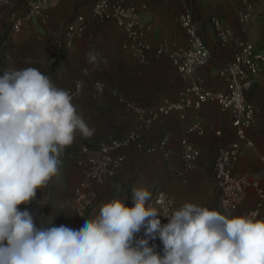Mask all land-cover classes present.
Listing matches in <instances>:
<instances>
[{
    "label": "crops",
    "instance_id": "0c3cea01",
    "mask_svg": "<svg viewBox=\"0 0 264 264\" xmlns=\"http://www.w3.org/2000/svg\"><path fill=\"white\" fill-rule=\"evenodd\" d=\"M95 1L48 0L45 17L25 21L19 33L12 31L11 16L13 13L19 16L26 13L25 1L15 0L13 6L0 8V74L9 67H35L58 88L71 92L75 90L76 83L81 85V92L73 98L72 103L95 131L87 138L77 133L76 139L65 148L63 154L76 150L82 144L96 148L99 142L110 135L124 137L136 120L126 109L125 103L133 102L141 108L156 110L166 101L177 100L185 86L184 80L167 58L152 56L147 63L140 64L127 54L122 47L124 30L112 21L88 19L81 39H67V27L79 16L89 18ZM127 1L140 9L141 22L152 26L148 39L154 45L165 41L185 46L186 38L177 18L187 8L192 11L211 51L209 64L200 68L196 75L208 89L226 90L219 70L233 60L240 50V42L251 40L264 53V0ZM245 2L254 7L247 33L242 32L238 20V13L244 9ZM213 18H219L232 32V38L226 46L219 43L212 24ZM89 53L95 55V60L90 59ZM96 81H103L106 90L101 97L95 98L93 86ZM245 98L256 110V123L247 132L254 147H241L234 173L259 180L264 189V178L260 175L264 168L260 161V157H264V68ZM184 115L185 119L182 120L181 114L174 112L144 129L142 143L148 147L158 145L167 138L170 156L165 158L160 153L148 154L134 146L127 149V158L119 174L94 189L92 206L85 217L71 209L74 189L81 179L80 171L72 161L62 156L59 175L38 189L35 200L30 204L20 205L21 210L27 208L38 226L44 220L54 218L52 223L56 226L79 229L84 219H94L98 215L104 203L113 199L125 203L132 198L133 189L145 188L151 196L157 192L169 194L174 198L177 208L190 202L228 217L243 215L244 211L255 205L257 198L253 191H248L245 201L236 211H225L220 206L221 192L214 180L213 167L219 151L236 140L230 115L223 112L218 104H206L199 111L187 110ZM196 121L206 127L204 136L186 132L187 126ZM185 137L199 149L200 157L196 169L180 178L177 175L182 164L180 141ZM142 238H145L144 228L135 234L133 246L136 240ZM149 245H155V250L162 255L163 245L159 238L149 240Z\"/></svg>",
    "mask_w": 264,
    "mask_h": 264
},
{
    "label": "clouds",
    "instance_id": "9594fccd",
    "mask_svg": "<svg viewBox=\"0 0 264 264\" xmlns=\"http://www.w3.org/2000/svg\"><path fill=\"white\" fill-rule=\"evenodd\" d=\"M72 99L35 67L0 74V264H264L257 213L228 217L190 202L161 212L145 188L133 189V207L113 199L79 229L56 226L54 218L38 226L20 205L59 175L60 157L77 133L95 131ZM142 228L145 238L134 247ZM157 238L162 255L149 245Z\"/></svg>",
    "mask_w": 264,
    "mask_h": 264
},
{
    "label": "built area",
    "instance_id": "2783aa9c",
    "mask_svg": "<svg viewBox=\"0 0 264 264\" xmlns=\"http://www.w3.org/2000/svg\"><path fill=\"white\" fill-rule=\"evenodd\" d=\"M24 1L27 6L26 13L22 16L13 13L11 16V28L15 33L21 31L25 21L44 18L48 7V0ZM14 3L15 0H0V8L11 7ZM253 10L254 7L245 2L244 9L238 13L243 33L248 31ZM140 13V9L127 0H96L89 18L77 17L76 21L67 27L65 36L70 41L81 39L86 31L88 19L101 22L112 21L124 30L125 38L122 47L127 54L140 64L147 63L152 56L167 58L184 80L185 86L179 92L177 100L166 101L156 110L141 108L133 102L125 103L126 109L134 115L136 120L124 137L110 135L99 142L96 148L82 144L76 150L62 155V158L72 161L77 166L81 175L74 189L71 209L82 217L86 216L92 206L91 196L94 189L119 174L127 158L126 150L130 147L134 146L148 154L160 153L165 158L170 156L167 149V138H164L158 145L146 147L142 143L141 134L152 123L174 112L180 113V118L184 120V113L187 110L199 111L206 104H218L223 112L230 115L236 135V140L223 147L214 162L215 185L221 192L220 206L225 211H236L245 201L248 191L252 190L257 200L254 207L244 211L243 215L255 212L257 219H264V189L259 180L234 173V166L238 161L241 147L243 145L248 148L254 147L247 132L256 123V110L246 100L245 94L252 89L256 77L264 68V53L251 40L240 42L239 52L235 54L233 60L219 70V76L225 81L226 90H211L196 78L197 71L209 64L211 51L198 29L192 11L187 8L177 18L186 38L185 46L177 42L165 41L152 44L148 39L152 26L141 22ZM212 24L219 43L226 46L232 38L231 30L219 18H213ZM105 90L106 84L103 81H96L93 86V96L101 97ZM79 92H81V85L76 83L75 90L70 92L72 98ZM206 131V127L200 121L190 124L186 129L188 134L195 133L198 136H204ZM217 134L221 135L219 132ZM180 149L182 164L177 175L183 178L196 169L200 151L187 137L181 139ZM260 161L264 165V157H260ZM260 175L264 178V168ZM149 203L153 207H158L161 212L165 205L169 208H177L174 198L165 192L152 195ZM125 205L133 207V199L127 200ZM159 219L162 224L168 222L166 217L159 216Z\"/></svg>",
    "mask_w": 264,
    "mask_h": 264
},
{
    "label": "rangeland",
    "instance_id": "374dc122",
    "mask_svg": "<svg viewBox=\"0 0 264 264\" xmlns=\"http://www.w3.org/2000/svg\"><path fill=\"white\" fill-rule=\"evenodd\" d=\"M134 121V120H133Z\"/></svg>",
    "mask_w": 264,
    "mask_h": 264
}]
</instances>
